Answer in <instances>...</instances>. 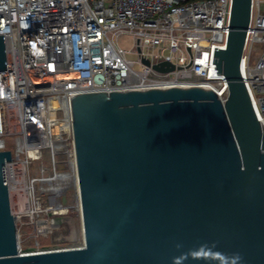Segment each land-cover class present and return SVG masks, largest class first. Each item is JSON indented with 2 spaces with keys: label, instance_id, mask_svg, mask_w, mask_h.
<instances>
[{
  "label": "water",
  "instance_id": "1",
  "mask_svg": "<svg viewBox=\"0 0 264 264\" xmlns=\"http://www.w3.org/2000/svg\"><path fill=\"white\" fill-rule=\"evenodd\" d=\"M249 15L232 0L214 52L223 103L201 86L69 97L83 247L20 246L0 150V264H264V131L239 71ZM5 59L1 34L0 70Z\"/></svg>",
  "mask_w": 264,
  "mask_h": 264
},
{
  "label": "built area",
  "instance_id": "2",
  "mask_svg": "<svg viewBox=\"0 0 264 264\" xmlns=\"http://www.w3.org/2000/svg\"><path fill=\"white\" fill-rule=\"evenodd\" d=\"M231 5L232 0H0L6 55L0 150L11 154L5 166L15 224L25 214L36 225L44 213L66 211L63 198L70 188L80 208L73 93L201 86L224 102L228 85L214 52L225 48ZM124 35L132 38L128 48L118 41ZM162 61L174 69L151 67ZM239 71L263 132L264 0H250ZM83 246L84 241L62 249Z\"/></svg>",
  "mask_w": 264,
  "mask_h": 264
},
{
  "label": "rangeland",
  "instance_id": "3",
  "mask_svg": "<svg viewBox=\"0 0 264 264\" xmlns=\"http://www.w3.org/2000/svg\"><path fill=\"white\" fill-rule=\"evenodd\" d=\"M131 36H121L118 41L128 48L131 43ZM75 190L70 188L66 198L68 208L66 211L57 214L44 213L38 218V223L34 225L27 214L21 216L16 222L18 241L22 248H47L51 246H68L78 244L83 240L81 218L76 203ZM50 228L43 231L41 227Z\"/></svg>",
  "mask_w": 264,
  "mask_h": 264
},
{
  "label": "bare ground",
  "instance_id": "4",
  "mask_svg": "<svg viewBox=\"0 0 264 264\" xmlns=\"http://www.w3.org/2000/svg\"><path fill=\"white\" fill-rule=\"evenodd\" d=\"M66 75H69V73H66ZM75 193V192H74ZM78 195V193H77ZM78 203V202H77ZM78 210H79V215H80V208H79V204H78ZM81 217V215H80ZM81 228H82V225H81ZM81 244L83 243V241L80 242ZM66 246L64 245H61V246H51V247H47V248H33L31 249V252H42V251H53V250H60L62 248H64Z\"/></svg>",
  "mask_w": 264,
  "mask_h": 264
}]
</instances>
